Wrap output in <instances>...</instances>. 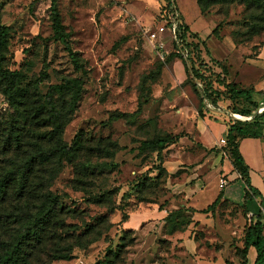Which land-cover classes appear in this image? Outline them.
Here are the masks:
<instances>
[{
  "label": "rangeland",
  "instance_id": "rangeland-1",
  "mask_svg": "<svg viewBox=\"0 0 264 264\" xmlns=\"http://www.w3.org/2000/svg\"><path fill=\"white\" fill-rule=\"evenodd\" d=\"M174 1L187 29L186 41L198 44L206 66L219 74L217 78L250 89L252 99L264 106V11L241 0H204V7L197 0ZM50 3L0 0V21L10 27L2 65L25 74L22 85L38 102L46 98L50 85L78 75L63 45L52 37ZM57 3L71 46L87 70L82 96L64 126L62 140L69 145L80 133L83 149L56 168L40 166L36 180L49 178L48 188L61 196L67 228L58 231L64 239L60 245L80 244L73 245L70 259L49 260L39 253L38 264L45 260L93 264L109 249L116 250L125 228L131 229L124 235L127 246L115 264H247L241 253L247 214L223 202L211 212H199L215 190L224 187L220 179H229L222 175L226 147L215 144L199 150L202 146L195 136L204 120L250 121L253 111L243 112L252 110L251 102L228 99L226 94L215 105L208 103L209 109L199 116V98L190 82H184L179 59L167 57L173 51L169 32L158 36L156 48L147 38L148 30L165 23L167 0ZM149 73L142 84L143 75ZM35 87L40 95L34 94ZM138 105L139 113L108 121L111 113H131ZM15 115L0 91V135ZM258 122L264 127V118ZM215 124L209 125L208 133L218 131L221 123ZM27 130L38 132L30 124ZM168 136L178 140L159 153L141 145L143 140ZM4 161L0 156L1 166ZM198 178L199 188L192 193ZM203 191L205 203H196ZM178 208L183 216L175 220L183 229L172 230L164 218ZM11 228L13 232L16 226Z\"/></svg>",
  "mask_w": 264,
  "mask_h": 264
},
{
  "label": "trees",
  "instance_id": "trees-1",
  "mask_svg": "<svg viewBox=\"0 0 264 264\" xmlns=\"http://www.w3.org/2000/svg\"><path fill=\"white\" fill-rule=\"evenodd\" d=\"M241 1L248 7L264 11V0ZM167 2L168 5L177 9L174 0H167ZM197 2L200 6H205L204 0H197ZM49 16L52 37L63 45L74 72L78 75L50 85L46 98L41 102L34 100L29 88L22 85L25 74L21 70H10L2 65L10 27L0 21V91L16 111V115L0 135V156L6 160L3 166L0 165V264H38V261L42 260L39 256L42 252L49 260L70 259L73 245L80 244L72 242L60 245L64 239L58 231H66L67 228L66 211L59 205L61 196L48 188L49 178L36 180V174L41 171L40 166L56 168L61 164L62 159L71 161L72 157L83 149L80 133H77L68 145L62 140V132L65 124L76 111L82 96L87 70L79 53L71 46L69 35L61 21L57 0H51ZM176 33L182 45L181 49L186 54L175 52L177 44L170 42L173 51L167 57L176 56L181 60L186 74L184 82H190L199 98V116L203 117L202 110L209 109L207 103L215 105L226 94L228 99L240 98L252 104V110L243 112L253 111L254 115L250 121L231 118L227 124L224 153L245 184L244 200L258 198L261 207L259 213L251 218L244 229L241 247L243 259L246 260L249 247H253L256 252L253 264H264V195L251 184L250 169L239 150V141L242 138L264 137V127L258 124L259 118H264V111L256 112L260 102L252 99L250 89L239 88L235 84L225 82L223 78H217L219 74H214V71L201 60L198 44L186 41L187 29L181 22ZM149 77H151L150 73L143 75L142 84ZM215 81L218 83L217 87L214 86ZM221 86H223L222 89ZM141 89L145 91V85ZM34 94L40 95L36 87ZM140 110L141 107L138 105L137 109L131 113H111L108 121L128 118L139 113ZM238 113L241 114V112ZM28 124L34 126L38 132L25 133L28 131ZM177 138L175 136L157 137L152 140H143L141 145L144 148H153L159 153L167 145L177 142ZM52 170L54 168L49 171ZM223 194L222 190L219 191L216 198L199 212H211L218 203L228 202V199H222ZM33 209H35L34 212ZM182 212V208H178L170 210L165 216L164 220L171 223L172 230L183 229L175 220L183 216ZM126 221L121 220L122 223ZM13 226L16 228L10 232ZM129 231H131L130 228H125L123 234ZM124 235L120 237L114 252L109 249L103 259L93 264H115L116 261H120L127 246ZM49 243L55 246L47 247ZM112 254L113 260L109 258ZM43 263L46 264V260Z\"/></svg>",
  "mask_w": 264,
  "mask_h": 264
},
{
  "label": "crops",
  "instance_id": "crops-1",
  "mask_svg": "<svg viewBox=\"0 0 264 264\" xmlns=\"http://www.w3.org/2000/svg\"><path fill=\"white\" fill-rule=\"evenodd\" d=\"M180 71L183 72V75L185 74L183 64L181 60H178ZM215 123H221L218 131L216 133H208L209 131V125H214ZM216 125V124H215ZM227 124L220 122V121H208L205 120L202 122V124L197 126L196 130V140L201 144L202 149L199 148V150L204 149H211L217 144V141L220 137H224L227 131ZM264 135V130H263ZM239 150L240 153L249 167V174H250V181L253 186H255L259 191L264 195V137H245L242 138L239 141ZM223 155V170L222 175H227L229 181H227V184L220 189L222 190L223 198L222 199H228V204H231L232 206H236L240 208L243 211H246V214L249 219V223L251 221V218L258 214L261 207L259 205L258 198L254 199H248L244 200V188L245 184L243 180L241 179V175L239 172L233 168L231 165V162L229 158L226 156L225 153L222 152ZM197 173V172H196ZM195 174V173H194ZM191 179H194L193 176H191ZM201 182L200 178L195 180L194 186H192V193L197 190L199 187V183ZM206 189V188H205ZM202 190H200L201 192ZM219 191L214 192L212 199H210L208 202H212ZM197 193V192H196ZM202 195L201 199H199L201 202L196 203H205L203 202V196L204 191L200 193ZM187 196V195H186ZM195 196V194L193 195ZM192 198L191 196L188 198ZM190 202V201H189ZM206 201L205 204H210ZM193 204V201L190 202ZM164 211H167V209H164ZM248 223V224H249ZM256 252L253 247H249L248 253H247V264H253L254 258H255Z\"/></svg>",
  "mask_w": 264,
  "mask_h": 264
},
{
  "label": "built area",
  "instance_id": "built-area-1",
  "mask_svg": "<svg viewBox=\"0 0 264 264\" xmlns=\"http://www.w3.org/2000/svg\"><path fill=\"white\" fill-rule=\"evenodd\" d=\"M170 9L168 11V15L166 14L167 9ZM164 19H165V23L163 25H159L157 26L155 29L152 30H148L147 31V38L150 40V42L153 43V47H155L154 42L157 41V38L160 34H162L165 31H168L171 37V41L170 42H174L176 43V48L174 49L175 52H182L183 54H186L184 50H182L181 48V42L177 36V29L178 26L180 25V20H179V13L177 11V9H175L172 5H167L164 9ZM163 42L160 41L158 48H163ZM208 104V103H207ZM209 105V104H208ZM262 111H264V106H259L256 110L257 113H261ZM226 144V140L224 137H220L217 141V145L219 146H224ZM227 184V180H225L224 178H221L219 181V185L220 187H223Z\"/></svg>",
  "mask_w": 264,
  "mask_h": 264
},
{
  "label": "bare ground",
  "instance_id": "bare-ground-1",
  "mask_svg": "<svg viewBox=\"0 0 264 264\" xmlns=\"http://www.w3.org/2000/svg\"><path fill=\"white\" fill-rule=\"evenodd\" d=\"M236 116H238V115H236ZM240 117V116H239Z\"/></svg>",
  "mask_w": 264,
  "mask_h": 264
}]
</instances>
